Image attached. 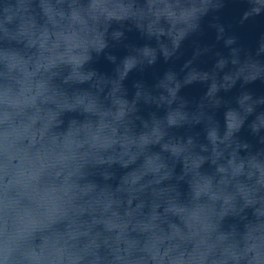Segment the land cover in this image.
I'll return each instance as SVG.
<instances>
[{"label":"water","instance_id":"95a60500","mask_svg":"<svg viewBox=\"0 0 264 264\" xmlns=\"http://www.w3.org/2000/svg\"><path fill=\"white\" fill-rule=\"evenodd\" d=\"M192 212L205 264H264V0H0L12 258L166 264Z\"/></svg>","mask_w":264,"mask_h":264},{"label":"clouds","instance_id":"9594fccd","mask_svg":"<svg viewBox=\"0 0 264 264\" xmlns=\"http://www.w3.org/2000/svg\"><path fill=\"white\" fill-rule=\"evenodd\" d=\"M190 233L184 239L194 244L193 250L185 257L183 253L180 255H172L174 249H170L169 253L165 254L166 264H205L209 254L212 252L214 245L209 244V236L207 230L201 227V217L192 212L189 218ZM19 245L14 234L8 232L5 228L2 230V239H0V264H21L20 261L14 260L13 254L18 252ZM50 257L54 264H61L66 261V264H74L72 255L66 254L65 250L60 248H53ZM157 264H163L160 258H157ZM212 264H218L212 261Z\"/></svg>","mask_w":264,"mask_h":264}]
</instances>
